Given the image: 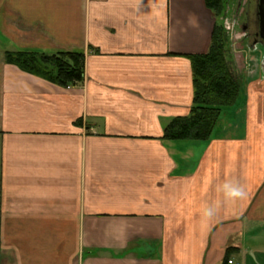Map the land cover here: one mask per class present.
I'll return each instance as SVG.
<instances>
[{
  "label": "crops",
  "instance_id": "crops-1",
  "mask_svg": "<svg viewBox=\"0 0 264 264\" xmlns=\"http://www.w3.org/2000/svg\"><path fill=\"white\" fill-rule=\"evenodd\" d=\"M218 24L205 0H0V264H264L257 91L243 133L163 138ZM22 50L83 52L85 79L7 63Z\"/></svg>",
  "mask_w": 264,
  "mask_h": 264
},
{
  "label": "trees",
  "instance_id": "trees-1",
  "mask_svg": "<svg viewBox=\"0 0 264 264\" xmlns=\"http://www.w3.org/2000/svg\"><path fill=\"white\" fill-rule=\"evenodd\" d=\"M215 16L223 15L225 0H205ZM222 24L215 26L213 41L206 54L192 55L194 99L187 116L174 118L164 129L166 140L209 139L225 108L234 106L240 96L241 83L229 67ZM6 61L47 81L68 87L85 79V54L59 50L8 51ZM227 252V259L230 256Z\"/></svg>",
  "mask_w": 264,
  "mask_h": 264
},
{
  "label": "rangeland",
  "instance_id": "rangeland-1",
  "mask_svg": "<svg viewBox=\"0 0 264 264\" xmlns=\"http://www.w3.org/2000/svg\"><path fill=\"white\" fill-rule=\"evenodd\" d=\"M258 5L259 0H225L219 23L224 27L229 67L241 83L240 94L246 96L257 91L264 113V41L259 36ZM225 21L228 22V27L225 26ZM234 107L235 105L223 111L215 133L225 126L222 121L237 125L238 131L243 133L246 109L242 106L237 113Z\"/></svg>",
  "mask_w": 264,
  "mask_h": 264
},
{
  "label": "water",
  "instance_id": "water-1",
  "mask_svg": "<svg viewBox=\"0 0 264 264\" xmlns=\"http://www.w3.org/2000/svg\"><path fill=\"white\" fill-rule=\"evenodd\" d=\"M259 15V36L264 41V0H259L258 5Z\"/></svg>",
  "mask_w": 264,
  "mask_h": 264
},
{
  "label": "clouds",
  "instance_id": "clouds-1",
  "mask_svg": "<svg viewBox=\"0 0 264 264\" xmlns=\"http://www.w3.org/2000/svg\"><path fill=\"white\" fill-rule=\"evenodd\" d=\"M225 26L226 27L229 26L227 21H225ZM228 194L231 195V196H233V197H242L244 195V192L240 188H232V189H230V191H229ZM206 214L207 215H211L212 214L211 213V210L209 209Z\"/></svg>",
  "mask_w": 264,
  "mask_h": 264
},
{
  "label": "built area",
  "instance_id": "built-area-1",
  "mask_svg": "<svg viewBox=\"0 0 264 264\" xmlns=\"http://www.w3.org/2000/svg\"><path fill=\"white\" fill-rule=\"evenodd\" d=\"M226 264H237L233 259H228Z\"/></svg>",
  "mask_w": 264,
  "mask_h": 264
},
{
  "label": "flooded vegetation",
  "instance_id": "flooded-vegetation-1",
  "mask_svg": "<svg viewBox=\"0 0 264 264\" xmlns=\"http://www.w3.org/2000/svg\"><path fill=\"white\" fill-rule=\"evenodd\" d=\"M263 66H264V64H263Z\"/></svg>",
  "mask_w": 264,
  "mask_h": 264
}]
</instances>
